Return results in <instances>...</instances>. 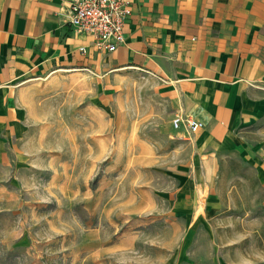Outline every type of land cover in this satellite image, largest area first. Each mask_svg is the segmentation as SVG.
Returning <instances> with one entry per match:
<instances>
[{"label":"rangeland","instance_id":"obj_1","mask_svg":"<svg viewBox=\"0 0 264 264\" xmlns=\"http://www.w3.org/2000/svg\"><path fill=\"white\" fill-rule=\"evenodd\" d=\"M81 72L34 79L0 136V264H264L252 172L199 204L166 172L148 79Z\"/></svg>","mask_w":264,"mask_h":264},{"label":"crops","instance_id":"obj_2","mask_svg":"<svg viewBox=\"0 0 264 264\" xmlns=\"http://www.w3.org/2000/svg\"><path fill=\"white\" fill-rule=\"evenodd\" d=\"M72 1L0 0V136L22 127L19 95L36 78L143 77L180 187L200 204L223 170L241 166L264 199V0H131L125 43L111 53L73 31ZM175 115L204 126L175 128Z\"/></svg>","mask_w":264,"mask_h":264},{"label":"built area","instance_id":"obj_3","mask_svg":"<svg viewBox=\"0 0 264 264\" xmlns=\"http://www.w3.org/2000/svg\"><path fill=\"white\" fill-rule=\"evenodd\" d=\"M70 13L74 32L92 37L98 51L111 53L125 43V25L133 11L131 0H73ZM81 50L85 52L84 47ZM173 126L196 132L204 123L190 115H175Z\"/></svg>","mask_w":264,"mask_h":264}]
</instances>
